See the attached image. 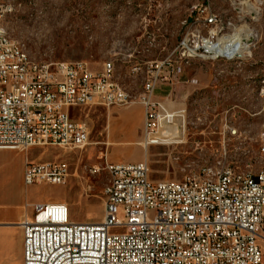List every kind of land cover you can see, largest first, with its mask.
<instances>
[{
    "label": "built area",
    "instance_id": "built-area-1",
    "mask_svg": "<svg viewBox=\"0 0 264 264\" xmlns=\"http://www.w3.org/2000/svg\"><path fill=\"white\" fill-rule=\"evenodd\" d=\"M229 1L242 4L233 7L238 16L257 12L253 0ZM212 2H203L201 28L188 32L172 54L147 62L148 76L137 95L116 79L111 60L95 72L85 60H36L28 52H16L3 23L14 13V4L2 8L0 2V149H82L89 144L91 128L72 118V108L134 103L144 107L145 145L183 142L184 111L170 110L156 97L157 87L173 84L183 62L241 57L226 52L229 38L242 28L232 16L213 10ZM176 52L181 61L172 57ZM258 140L264 159V125ZM104 169L108 181L102 219L74 221L64 201L35 204L33 218L24 224V264H264V163L258 170L235 164L223 145L220 157L185 170L181 179L152 180L147 159L113 162L106 157ZM99 170L95 166L92 172ZM69 175L64 161L27 159L24 181L58 185Z\"/></svg>",
    "mask_w": 264,
    "mask_h": 264
},
{
    "label": "rangeland",
    "instance_id": "rangeland-1",
    "mask_svg": "<svg viewBox=\"0 0 264 264\" xmlns=\"http://www.w3.org/2000/svg\"><path fill=\"white\" fill-rule=\"evenodd\" d=\"M204 1L0 0L14 4V13L3 23L9 37L20 42L32 58L85 60L95 72L111 60L116 79L133 95L143 89L149 71L147 62L172 54L188 32L201 28ZM252 2L257 12L240 16L233 7L242 4L232 5L229 0L211 3L213 10L224 18L232 16L242 28L229 40L237 35L244 47L226 52L228 56L241 55L238 60L196 58L182 63L173 84L162 82L165 87H174L172 94L162 97L168 108L184 111L183 142L145 145L144 121L138 120L131 124L139 133L137 138L112 141L110 134L115 124L108 108H76L74 117L90 125V143L68 152L58 146L34 147L41 155L51 152L45 160L66 162L70 175L64 184L33 186L31 200H65L72 219L101 220L108 181L106 157L113 162L147 159L152 180H175L181 179L185 170L199 169L216 160L225 145L229 161L258 170L264 163L258 152V135L264 125V0ZM179 54L172 57L181 61ZM187 80L190 81L183 82ZM138 104L110 109L123 111ZM225 124L236 133L229 132ZM95 166L100 167L98 173L92 172ZM261 235L264 248V229Z\"/></svg>",
    "mask_w": 264,
    "mask_h": 264
},
{
    "label": "crops",
    "instance_id": "crops-1",
    "mask_svg": "<svg viewBox=\"0 0 264 264\" xmlns=\"http://www.w3.org/2000/svg\"><path fill=\"white\" fill-rule=\"evenodd\" d=\"M189 81L190 80L183 82ZM173 89V86L168 88L167 86L165 87L163 84H160L156 89V97L163 100L162 97H164V95H169L170 93L172 94ZM167 91H169L168 94H165ZM110 108H108V113L112 114V119L115 124V128L110 134L112 141L126 142L137 138L139 133L134 129V125L132 126L131 124L136 120L140 123L144 121L145 112L143 105L139 103L137 106L123 111H119V109L116 108ZM75 109L76 107L71 109V116L73 119L77 120L73 115ZM119 114H121V116H119ZM47 147L48 146L41 148ZM33 149L34 147L27 152L12 149H0V264H24V224L27 220L33 218L35 204L49 201L66 202L65 200H58L56 198H47L44 200L38 199L36 201L31 200L33 186L41 184L26 185L24 181V173L27 159L31 162L57 161L45 160L51 152L49 154L46 152V154L41 155L40 153H36ZM62 149H64L65 152H68L67 150H75L66 148ZM125 152V150L120 151L123 156H125Z\"/></svg>",
    "mask_w": 264,
    "mask_h": 264
},
{
    "label": "bare ground",
    "instance_id": "bare-ground-1",
    "mask_svg": "<svg viewBox=\"0 0 264 264\" xmlns=\"http://www.w3.org/2000/svg\"><path fill=\"white\" fill-rule=\"evenodd\" d=\"M10 4H11V3H10ZM11 7H12V6L9 5V4H4V3H2V8H11ZM240 35H241V34H240ZM6 39L9 40L10 42H12L13 44L16 45V52H18V53H27V52L25 51V49H24V46H23L20 42L14 40V39H11V38L9 37L7 31H6ZM229 41H230V45H228L227 50H228L230 53H233L235 50L242 49V48L244 47L243 44H242V42L239 40V38H237V35H234ZM246 41H247V40H246ZM244 42H245V41H244ZM245 45H246V44H245ZM176 115H177V113H174V114L172 115V117H173V120L177 122L178 119L176 118ZM181 123H182V122H181ZM162 125L164 126V123H163V122H162ZM183 133H184V131L182 130L181 133H180V138H181V136L183 135ZM181 139H182V138H181ZM263 229H264V221H263Z\"/></svg>",
    "mask_w": 264,
    "mask_h": 264
}]
</instances>
